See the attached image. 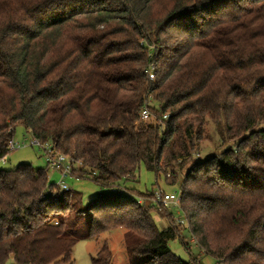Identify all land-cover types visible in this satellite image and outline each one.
<instances>
[{
    "label": "trees",
    "instance_id": "obj_1",
    "mask_svg": "<svg viewBox=\"0 0 264 264\" xmlns=\"http://www.w3.org/2000/svg\"><path fill=\"white\" fill-rule=\"evenodd\" d=\"M210 123L220 152L195 160ZM18 126L101 187L142 165L178 184L185 224L153 191L74 212L72 189L23 163L0 168V264H72L80 239L118 227L129 264H202L193 246L264 264V0H0V160ZM110 257L104 243L92 264Z\"/></svg>",
    "mask_w": 264,
    "mask_h": 264
},
{
    "label": "rangeland",
    "instance_id": "obj_2",
    "mask_svg": "<svg viewBox=\"0 0 264 264\" xmlns=\"http://www.w3.org/2000/svg\"><path fill=\"white\" fill-rule=\"evenodd\" d=\"M150 119H153V116H151ZM208 133L209 139L201 143L200 150L198 154H196L194 157L195 160H204L207 157L211 155H216L218 154V152H220V148L218 149L220 140L215 130V126L212 123L208 125ZM14 138L18 141H23L24 139L31 140L32 135L30 132L26 131L22 126H18L16 128ZM4 161L5 163H3L2 160L0 161V168L9 169L12 167H17L18 165L23 163H29L34 168H47L49 180L55 183V185H57L61 180L60 174L47 166L43 152L37 147L26 146L13 150L7 156L4 157ZM185 171L186 170H184V172ZM176 174L179 176V178H181L184 173L183 171L177 170ZM66 183L68 187L72 189V202L75 204L76 208L72 210L74 212L77 209H82L85 211L89 204L92 203L98 197V195L106 192H118L124 197L132 196L140 200L141 197L139 193H146L148 191L155 192L157 190H161L166 193H178L180 191L178 184H167L163 176L156 180L155 173L147 170L143 165L140 167V170L137 173L136 180L129 182L121 181L119 189L101 187L99 184L95 183L91 178L84 177L79 171H77V168L74 170L73 176H70L66 179ZM130 189L135 190L136 193L130 191ZM53 193H58L57 186H55ZM173 214L175 218H183V214L181 211L175 209L173 211ZM78 216L80 217L75 219V223L77 222L76 226L77 228H79V231L83 235H85L87 232V220L84 217V213L78 214ZM154 218L156 219L159 227L166 226V221L160 216H157L156 213H154ZM79 225L81 226L79 227ZM125 233V228L118 227L113 229L109 233L102 234L96 240L85 238L80 239L73 247L72 264H92V257L96 255L98 249L104 243L108 245V248L111 252L110 264H129V257L125 247ZM170 247L172 251L182 259H190V255L184 250L179 240L176 239L174 241H171ZM192 253L196 256L200 255L199 261L202 264H223L218 262L215 258L211 256L200 254L199 250L195 246L192 247Z\"/></svg>",
    "mask_w": 264,
    "mask_h": 264
},
{
    "label": "built area",
    "instance_id": "obj_3",
    "mask_svg": "<svg viewBox=\"0 0 264 264\" xmlns=\"http://www.w3.org/2000/svg\"><path fill=\"white\" fill-rule=\"evenodd\" d=\"M148 76L150 79L154 78V74L152 73V71L148 72ZM151 116L152 115L150 114V111L147 108L142 110V120L147 121L151 118ZM164 118H166V116H164ZM26 146L37 147L43 152L47 166L60 174L61 180L56 185L58 190H69L70 188L66 183V179L73 175V170H75L77 166L81 165V162H73L70 156L56 150L53 143L49 141L43 142L37 138H34L33 136L31 140L24 139L23 141H18L13 136L7 142V149L9 151H13ZM1 160L3 161V163H5L4 158H2ZM180 198V191L178 193H166L161 190H157L154 192L153 201L158 203L160 206L166 208L167 210L173 212L175 209L181 211ZM176 221L180 224H185L184 218H176Z\"/></svg>",
    "mask_w": 264,
    "mask_h": 264
},
{
    "label": "crops",
    "instance_id": "obj_4",
    "mask_svg": "<svg viewBox=\"0 0 264 264\" xmlns=\"http://www.w3.org/2000/svg\"><path fill=\"white\" fill-rule=\"evenodd\" d=\"M76 178H78V177H76Z\"/></svg>",
    "mask_w": 264,
    "mask_h": 264
}]
</instances>
